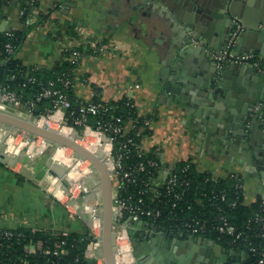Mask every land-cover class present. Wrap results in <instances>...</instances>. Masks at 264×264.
I'll list each match as a JSON object with an SVG mask.
<instances>
[{
    "label": "crops",
    "instance_id": "1",
    "mask_svg": "<svg viewBox=\"0 0 264 264\" xmlns=\"http://www.w3.org/2000/svg\"><path fill=\"white\" fill-rule=\"evenodd\" d=\"M36 1L42 15L16 53L23 66L47 75L65 60L67 52L82 50L72 87L76 106L93 98L111 102L130 96L137 116L151 119L139 140L144 155L165 164L191 162L197 172L214 178L236 174L242 180L245 205L261 196L263 177L257 166L264 156V127L255 129L251 149L238 143V129L231 122L236 126V119L243 116L249 93L264 98V73L250 64H228L218 71L211 53L224 47L231 34V18L236 17L244 29L234 52L258 55L264 70V0ZM20 27L17 7H0V29ZM98 43L104 50L93 52L92 46ZM135 84L139 86L126 88ZM3 154L0 228L85 233L87 226L47 189L50 182L42 184L38 179L35 165L10 164ZM165 175L155 179L154 187ZM137 219H125L132 239L118 242L122 264H161L170 258L197 264L204 251L211 259L224 255L226 264H240L245 256L242 250L209 237Z\"/></svg>",
    "mask_w": 264,
    "mask_h": 264
},
{
    "label": "built area",
    "instance_id": "2",
    "mask_svg": "<svg viewBox=\"0 0 264 264\" xmlns=\"http://www.w3.org/2000/svg\"><path fill=\"white\" fill-rule=\"evenodd\" d=\"M33 2H35V0L29 1L31 10L28 13H25L24 10L19 7V0H0V7L10 5L16 6L20 13V17H22V15H26V24L29 25L34 22L37 8ZM61 2L58 4L60 7L62 6ZM242 27L243 24L241 21L238 18L233 17L231 34L224 47L211 53L216 67L219 71L223 65L226 64H250L257 71L264 73L258 55L253 53L237 54L234 52V44L239 30L242 29ZM12 31L13 29H0V34L4 33L8 37L12 38ZM92 48H94L92 50L93 52L97 50H104V47L100 43H98V45H93ZM16 53L17 48L11 40L6 41L0 49V111L7 112L8 109H12L13 113L18 116L29 119L36 118L39 124H44L47 127L58 131H61L62 128L66 127L69 129V133H71L73 128L81 127L82 129L80 131L83 132V138L85 136L86 130L96 132L99 134L100 138H102V135L106 136V141L104 142L103 140H100V145H108V152L105 153L107 155V165L110 170L109 175L112 181V227L118 233V237L116 239L117 251L115 259L117 264H122V261L124 262V258L120 252V248L118 249V242L121 239L126 238L127 222L125 221V216L128 215V217L131 216L141 218L146 217L156 220L161 215H163L164 210L158 205L152 204L151 202L145 203L143 194L147 193L148 187L152 188L154 192L157 190V188L158 190L159 188H163V195H166L167 193L174 192L175 188H177L179 185H182L180 191L174 192L175 200L171 203V206L172 208L176 207L177 200L182 199L183 192L188 188L189 185V180L186 178L181 179V175L179 173L186 172V170L190 167L191 162H187L185 166H183L180 170H177L176 163L165 164L156 157L147 156L141 152L139 142L134 141L133 138L129 136V133L134 129H137L138 132H141L145 128H148L151 123V119L148 117L140 118L139 116H128L124 122H122L120 117H114L112 121L98 122L96 127H92L87 123V117L90 114H96L98 109L97 104L88 103L79 105V109L77 111V113L80 114L79 117L71 118L70 115L67 114L68 109L72 106L69 92L70 89H72L76 79L74 70L77 63L84 55L82 50H70V52H68L66 55L65 59L68 60L72 66L70 72L63 70L58 73L56 78H50L46 81H42L34 74L36 70L35 68H26V70L22 73L20 83H18L19 87L13 88L10 84V81L15 80L18 73L16 74L15 72H10L2 74V68L8 60L17 58ZM34 83L38 85V92H36L32 98L24 99L21 89L25 88L28 84ZM138 86V84L128 85L126 88L130 90L131 88H136ZM124 97L126 98V104L135 108L130 96L125 95ZM44 99H50L52 102L51 106L44 108L42 111L35 112L34 108L38 106V102ZM64 109H66V111H64ZM19 135H21V139H23L24 142L28 144V140L25 137L24 131H19L15 135L9 134L10 137L13 136L12 142ZM39 138L40 137L38 136L31 141L35 142L37 145ZM41 140L42 142L44 141L43 139ZM42 142L40 144L41 147H43ZM59 147L63 146H54L48 144V146L43 147V149H50V152L53 156V161L61 164L60 160H57L56 157L58 156V153L67 156L65 150L68 147L66 149ZM8 151L9 150L6 149L4 154H8L10 156ZM24 155L10 157L14 158V162H20L22 161V157ZM28 156L31 157L29 154ZM133 156L141 158L134 163L128 164L126 160ZM18 157L19 159H17ZM74 162H77V160L75 159L69 165L66 164L65 167H70L68 173L72 169V164ZM125 163H127L128 166H125ZM81 165L82 163L79 166ZM163 173L166 175L162 183L158 187H154L153 184L155 179H157ZM141 174L144 175L143 180L141 181L143 188L139 189L138 196H135L132 193L127 196H123L121 192H126L129 185H136L139 182L138 176ZM231 177L235 179V186L238 189L243 190L241 178L236 174H232ZM210 179L214 182L217 181V178H214L211 176V174ZM58 187L60 189V186ZM62 190L64 191V189ZM216 197L224 201L226 198L224 189L217 190V192H214L213 190L210 192L203 191L201 193V197L197 199V202L203 203L204 201H207L210 204H213V200ZM235 204H237V201L235 200L227 203L228 206H235ZM72 208L74 207L72 206ZM75 209L79 210L77 208ZM218 211L219 215L215 217V223H213L210 227L200 225L199 221L191 218L189 220L183 221L180 228L177 227L173 230L178 232H187L199 236H203L211 232L224 235L229 238L226 242L229 244L228 246L230 248H237L239 251L242 250V254L245 255L241 261L238 260L240 261V264H264V177L262 178V194L258 210L254 213L253 217L248 220L244 229L238 228L236 225L230 223L224 214L225 211L222 207L218 208ZM95 219L98 218L95 217ZM88 226L85 233H87L89 236H92V241L87 245L84 255L92 264H104L102 256L98 253L101 247V243L98 239L99 226L98 231H94L90 228L91 226ZM17 228L20 227L0 228V239L8 241L14 235L12 230ZM68 233L69 232L63 230H56V232H54V234L58 236ZM16 234L19 235L18 233ZM64 244V240L55 242L54 247L51 250V254L53 256H57L62 253V246ZM40 247L41 242L39 241L34 245L30 244L27 246L26 251L33 253L37 248ZM48 250L50 251L49 247L43 249L44 252H47ZM22 263L26 264L25 261H22Z\"/></svg>",
    "mask_w": 264,
    "mask_h": 264
},
{
    "label": "trees",
    "instance_id": "3",
    "mask_svg": "<svg viewBox=\"0 0 264 264\" xmlns=\"http://www.w3.org/2000/svg\"><path fill=\"white\" fill-rule=\"evenodd\" d=\"M29 1L30 0H19V7L23 9L25 13H28L31 10ZM33 3L37 6L36 0ZM41 15L42 14L39 12L37 6L34 22L29 25L26 24V15H22V27L12 31V38L8 37L4 33L0 34V49L3 44L9 40H11L18 49L24 37L39 22ZM67 54L68 52L66 55ZM71 67L70 62L65 59L59 66H57L56 69L48 72L47 75L40 73L38 70H35L34 74L40 80L46 81L50 78H56L58 73L63 70L70 72ZM25 70L26 67L21 64L18 58L10 59L2 68V74L10 72H15L16 74L18 73L16 79L10 81L13 88H18V83H20L22 73ZM21 91L24 99L32 98L33 95L38 92V85L36 83L28 84L25 88H22ZM69 94L72 106L68 109L67 114L70 115L71 118L79 117L80 114L77 113L75 109L76 103L72 97V89H70ZM90 103L98 105L96 114H90L87 117V123L92 127H96L98 122L112 121L114 117H120L122 122H124L128 116H137L136 109L126 104L125 97L111 102H101L97 98H93ZM51 104L52 102L50 99H44L38 102L37 112L42 111L46 107H50ZM77 129H79V127H77ZM143 132H147V128H145L142 132H138L137 129L131 130L129 136H131L134 141L139 142L140 136ZM140 158L141 157L133 156L130 159H127L126 162L128 164L134 163ZM127 163H125V166H128ZM186 163L187 162H177L176 169L180 170ZM179 174L181 175V179L186 178L189 180V185L183 192L182 199L177 200V206L172 208L171 203L175 200L174 192L180 191L182 185H179V188H175L174 192L167 193L166 195H163V188H159V190L157 188L154 192L152 188L148 187L147 193L143 194L145 203L151 202L152 204L158 205L164 210V213L156 220L146 217H143V219H148L151 222L176 229L177 227H181L183 221L194 218L199 221L200 225L210 227L213 223H215V217L219 215L218 208L222 207L229 222L236 225L238 228L244 229L248 220L252 218L254 213L258 210L261 196L249 205L243 204V190L238 189L235 186V179L231 176H228L227 178H217V181L214 182L210 179L209 173L197 172L192 163L186 172ZM143 176L144 175L142 174L138 176L139 182L136 185H129L127 191H122L121 194L123 196H127L132 193L135 196H138L139 189L143 188V184L141 182L143 180ZM220 189H224L226 193L224 201L216 197L213 200V204L204 200L203 203L197 202V199L201 197V193L203 191L210 192L213 190L214 192H217V190ZM234 200L237 201L235 206L227 205V203ZM127 217L128 215L125 216V219ZM12 232L14 235L8 241L0 239V264H23L22 261H25L26 264H92L84 255L87 245L92 241V236H89L87 233L70 231L68 234H61L58 236L54 234L56 230L38 227H20L12 230ZM203 236L214 239L223 245H229L226 242L229 238L224 235L211 232ZM59 240L65 241V244L62 246L63 252L57 256H53L51 254V250L53 249L55 242ZM39 241L41 242L40 248H37L33 253L26 251L27 246L30 244L34 245ZM46 247H49L50 251L48 250L47 252H44L43 249Z\"/></svg>",
    "mask_w": 264,
    "mask_h": 264
},
{
    "label": "water",
    "instance_id": "4",
    "mask_svg": "<svg viewBox=\"0 0 264 264\" xmlns=\"http://www.w3.org/2000/svg\"><path fill=\"white\" fill-rule=\"evenodd\" d=\"M195 3H201L203 0H191ZM233 18V17H232ZM231 18V25H232ZM241 21V20H240ZM242 23V21H241ZM243 24V23H242ZM244 29V24L242 29L239 30L237 38L242 33ZM236 38V40H237ZM228 65V64H226ZM230 65H240V64H230ZM225 65L221 68L223 70ZM264 76V75H263ZM248 103L245 110H243V116L236 119L238 124L233 125L235 122H231L233 128L238 129L236 132V137L238 138V143L243 147H246L247 144L250 145L251 149H254V133L255 129L260 126L264 127V98L258 96L257 93H249L248 95ZM76 112L79 109V105L75 107ZM34 111H38V106L34 108ZM66 111V109H64ZM73 125V123H72ZM0 126L6 130L8 134L15 135L19 131H24L25 137L28 141L35 139L36 137H41L43 140L47 141L49 145L54 146H63L71 148L73 151V155L81 160L89 161V166L91 171L96 176V193L97 199L100 201L101 205L99 208H95L94 215L99 220V234L98 239L101 243V247L98 253L102 256L104 264H117L115 255L117 251V237L118 233L113 229V213H112V181L110 179V170L107 165V155L104 150L98 148L96 151L89 150L88 148L81 145L77 142L79 139L83 138V132L78 130L77 128H73L71 130L70 135L64 134L62 131L55 130L53 128L47 127L44 124H39L36 118L27 119L21 116H18L13 113L12 109H8L7 112L0 111ZM101 140L106 141V136L102 135ZM250 140V141H249ZM246 143V144H245ZM102 145V144H101ZM264 155V141L262 147ZM250 154V153H249ZM263 159L258 161L259 165L257 166V170L260 171V175L264 177V156ZM2 158L6 162H10L12 164L14 162V158L10 157L8 154H3ZM29 156L24 155L22 157V162H28ZM66 167L60 163L53 162L52 166L48 169V172L55 176L59 174L63 176L61 179L63 184V189H65L69 185V180L66 175ZM77 202L80 207H83V198H78ZM80 210V208H79ZM129 219L131 216L128 217ZM138 222L143 223L144 220L141 217H138ZM126 238L132 239V233L130 230L126 228ZM138 239V238H137ZM138 241H140L138 239ZM205 239V243H206ZM132 242V241H131ZM134 244V242H132ZM200 254V253H199ZM203 258L198 259L197 264H226L225 256H215L214 258H209V256L205 255V251L202 252ZM201 254V256H202ZM192 255V253H191ZM208 258V259H207ZM213 259H215L213 261ZM239 260V259H238ZM161 264H183L181 262H176L175 258H170L166 261L162 260ZM190 264V263H188ZM196 264V263H195Z\"/></svg>",
    "mask_w": 264,
    "mask_h": 264
},
{
    "label": "rangeland",
    "instance_id": "5",
    "mask_svg": "<svg viewBox=\"0 0 264 264\" xmlns=\"http://www.w3.org/2000/svg\"><path fill=\"white\" fill-rule=\"evenodd\" d=\"M29 119V118H27ZM79 129H81L79 127ZM12 138L13 137H9V134L6 133V130L4 128H2L0 126V152H5V150H9L8 153L10 154V156H19V155H30L31 157H29L28 162L30 163L31 166L35 165L36 166V172H38V179L39 180H43L42 184H44L46 180V178L50 175L48 173V169L52 166L53 164V156L50 152V149H43V147H46V145H44V142H42V138H39V141L37 143V145L35 144V142H28V144H26L24 142L23 139H21V135H19L18 137H16L13 142H12ZM94 141H96V139H91V140H86V138L84 139H79L77 142H79L81 145L87 147L89 150L93 149H98L97 147H94V145H92L91 143H94ZM23 142V143H21ZM42 142V146H40ZM97 142V141H96ZM95 142V143H96ZM30 143V145H29ZM69 150L68 148L65 150L66 155H68L67 157L64 156V158L67 160V162H70V164L74 161V157L72 156V151ZM71 155V156H69ZM19 159V157L17 158ZM20 163V162H19ZM69 165V164H68ZM85 166V163L82 164L81 166H79L78 162H74L72 164V169L70 170V172L66 175L67 179L69 180V185L64 189V195L62 194L63 192H61L60 195H58V193H54V191H51V188H48L50 190V192H53V195L59 200V203L61 204V206L66 209V210H71V213L74 214L75 218L80 221L83 225L88 226V223H91L87 217L84 215L85 210H84V204L82 205L83 209L82 211L76 210L75 208H72V206L69 203H73V202H77L78 198H83L84 202L86 203V205L89 208H92L93 210L95 208H99L101 203L100 201L95 198L97 195L96 193V185L94 184V182L96 181V177L92 176V174H89V168L84 170V171H80L79 169H83V167ZM19 168V167H17ZM69 166L66 167V172L69 171ZM76 169V172L78 174H80L79 178H73L71 177V172L73 171V169ZM49 174V175H48ZM87 176V177H86ZM55 177H57V180L59 181L60 184H63L62 182V178L63 176L56 174ZM71 177V178H70ZM50 182L49 184L52 185L53 181L52 178H50V180L48 181ZM95 192V193H94ZM61 196V197H60ZM78 206V205H77ZM79 207V206H78ZM92 210V211H93ZM95 211V210H94ZM93 211V214H94ZM82 216H80V214ZM96 217V216H95ZM94 215L92 216V218H95ZM90 227V226H88ZM92 230L94 231H98V226L95 224H92V226L90 227ZM93 231V232H94Z\"/></svg>",
    "mask_w": 264,
    "mask_h": 264
},
{
    "label": "bare ground",
    "instance_id": "6",
    "mask_svg": "<svg viewBox=\"0 0 264 264\" xmlns=\"http://www.w3.org/2000/svg\"><path fill=\"white\" fill-rule=\"evenodd\" d=\"M61 131L64 133V134H66V135H70V133H69V129L68 128H66V127H64V128H62L61 129ZM10 137V136H9ZM11 137H13V136H11ZM10 137V138H11ZM86 138V140H91V139H96V141H94V143H91L92 145H94V147H97L98 146V148H100V146H101V148L104 150V152H108V145L107 144H102V145H100V140H101V138H100V136H99V134H97L96 132H93V131H90V130H86V132H85V136H84V139ZM28 142H32L31 140L30 141H28ZM44 142V145H46V146H48V143H47V141H43ZM96 142V143H95ZM34 143V142H33ZM84 145V144H83ZM85 147V146H84ZM59 148H67V147H59ZM87 148V147H86ZM69 150H71L72 151V149L71 148H68ZM97 149H93V151H96ZM70 151V152H71ZM73 152V151H72ZM64 156L65 155H61L60 153H58V156L56 157V159L57 160H60V162H61V164L62 165H64V166H66V164L68 165V164H70V162H67V160L64 158ZM68 156V155H67ZM66 156V157H67ZM69 156H71V155H69ZM72 156L74 157V160L76 159L77 160V162H78V164L80 165L81 163L82 164H84L85 163V166L83 167V169L81 170V169H79L80 171H84V170H86V169H88L89 168V174H92V176L94 175L93 174V172L91 171V168H90V166H89V161H87V160H81V159H79V158H75V156L73 155V153H72ZM27 168H28V166H27ZM49 173V172H48ZM50 174V175H49ZM48 175V177L46 178V182H48L49 180H50V178H52V181H53V184L52 185H50V188L52 189L51 191H54V193L56 192V193H58V195H60L61 194V192L63 191L62 189H63V186L59 183V181L57 180V178H55V176H52V174L51 173H49ZM95 176V175H94ZM94 176H93V178H94ZM71 177H72V179L73 178H79L80 177V174H78L77 172H76V169L74 168L73 169V171L71 172ZM70 177V178H71ZM87 177V176H86ZM96 177V176H95ZM58 186H60V189H59V187ZM64 191H63V195H64ZM95 193V192H94ZM96 195H97V193H95ZM61 197V196H60ZM56 198H59V196L58 197H56ZM95 198H97V196L95 197ZM71 204V206H73L74 208H77V209H79L80 208V210L79 211H82V207H80L81 205H79V203L78 202H73V203H70ZM83 204H84V210H85V213H84V215L87 217V219L91 222V223H88L90 226H92V224H95L96 223V225L97 226H99V220L98 219H93L92 218V216H93V209L92 208H89L87 205H86V203L84 202V199H83ZM79 207H78V206ZM93 210V211H92ZM124 248V245H122V247H121V249H123Z\"/></svg>",
    "mask_w": 264,
    "mask_h": 264
}]
</instances>
